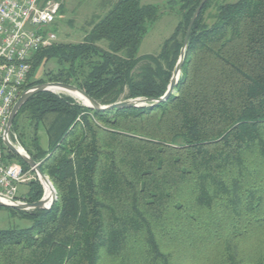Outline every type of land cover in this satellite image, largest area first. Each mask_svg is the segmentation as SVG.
<instances>
[{
    "label": "trees",
    "instance_id": "obj_1",
    "mask_svg": "<svg viewBox=\"0 0 264 264\" xmlns=\"http://www.w3.org/2000/svg\"><path fill=\"white\" fill-rule=\"evenodd\" d=\"M201 1H178L174 32L157 54L139 55L162 7L117 0L82 41L36 52L24 90L46 82L35 71L53 60L48 81L101 104L163 96ZM213 2L192 27L167 100L97 110L40 91L22 106L34 132L20 142L57 199L8 208L31 225L0 228V264H264V0L209 11ZM30 185L19 198L40 200L42 184Z\"/></svg>",
    "mask_w": 264,
    "mask_h": 264
},
{
    "label": "built area",
    "instance_id": "obj_2",
    "mask_svg": "<svg viewBox=\"0 0 264 264\" xmlns=\"http://www.w3.org/2000/svg\"><path fill=\"white\" fill-rule=\"evenodd\" d=\"M59 0H0V199L22 201L18 185L28 183L33 168L8 156L3 137L15 102L25 91L33 56L57 42L52 29L59 16Z\"/></svg>",
    "mask_w": 264,
    "mask_h": 264
},
{
    "label": "rangeland",
    "instance_id": "obj_3",
    "mask_svg": "<svg viewBox=\"0 0 264 264\" xmlns=\"http://www.w3.org/2000/svg\"><path fill=\"white\" fill-rule=\"evenodd\" d=\"M61 2V11L53 25L52 29L57 34V42H80L85 34L90 31L93 24L102 17L117 0H59ZM180 0H141L143 4L153 3L159 4L162 7L163 13L160 19L151 27L145 35L140 48L139 55L157 54L162 47L163 41L168 38L175 30L179 21V11L175 4ZM213 4L209 11L216 7L217 4L223 2H235L237 0H213ZM214 10V9H213ZM57 69V64L53 60H44L35 71L36 79H43L50 82L49 77ZM56 93H66L63 91H55ZM68 94V93H66ZM77 101L83 102L79 98L74 97ZM123 99V96L121 97ZM19 114V113H18ZM12 128V127H11ZM18 131L11 133L10 139L12 142L25 150L20 142L21 132H24L27 137L33 135L34 128L27 122L25 114H19L17 119ZM40 140L43 146H47V135L44 130H41ZM29 139V138H27ZM13 161L18 162L16 157ZM30 169V168H29ZM31 180L28 183H20L18 185V196L24 198L30 190V183L39 180L35 170L29 172ZM40 181V180H39ZM41 183V182H40ZM42 184V183H41ZM43 186V184H42ZM45 195V188L43 186ZM46 195L50 192L46 189ZM23 201V200H22ZM31 225V221L19 214L13 213L8 208L0 207V228H25Z\"/></svg>",
    "mask_w": 264,
    "mask_h": 264
},
{
    "label": "water",
    "instance_id": "obj_4",
    "mask_svg": "<svg viewBox=\"0 0 264 264\" xmlns=\"http://www.w3.org/2000/svg\"><path fill=\"white\" fill-rule=\"evenodd\" d=\"M207 0H202L198 7L196 8L193 16L191 17L190 23L188 25L186 35L184 38L183 46L180 51V57L179 60L176 64L175 70L173 72L172 78L170 80V83L168 85V89L165 92V94L161 97L158 98H146V97H138V98H133V99H126V100H119L115 103L111 104H101L98 102L96 99L91 97L88 93H86L84 90L80 89L76 85L70 84V83H65L61 81H50V82H45L38 84L36 86H33L29 89H26L21 96L18 98V100L15 102L13 109L11 111V114L9 116L6 128H5V133L3 137V141L5 146L21 157L28 165L33 168L40 180V182L43 184L44 188L45 183H48L50 185V195H46V188H45V195L38 201L35 202H27V201H17L16 203H6L0 199V205L7 207V208H14L17 210H31V209H36V208H42V209H48L51 207V205L54 203V201L57 199V192L56 189L51 182L50 178L44 174L39 166V163L28 153L25 152L23 149V153L19 150L18 145L14 144L12 140L10 139V130L11 127L13 126L15 117L17 116L19 110L22 108V106L28 101V99L35 93H38L40 91H53L55 92L56 90H60L63 92L68 93L69 95L75 97L72 93L73 92H78L81 95H83L89 103H83V105L95 108L97 110H111L115 108H130V107H138V106H144L147 105L149 102H152L153 104L160 103L162 101H165L169 98V96L174 93L175 87L178 83V80L181 76L182 73V67L186 55V48L189 42V37L190 33L192 30V27L199 16L202 8L204 7L205 3Z\"/></svg>",
    "mask_w": 264,
    "mask_h": 264
},
{
    "label": "bare ground",
    "instance_id": "obj_5",
    "mask_svg": "<svg viewBox=\"0 0 264 264\" xmlns=\"http://www.w3.org/2000/svg\"><path fill=\"white\" fill-rule=\"evenodd\" d=\"M56 91H60V90H56ZM76 98H79L80 100L83 101V103H89V101L83 96L81 95L80 93L78 92H73L72 93ZM19 147V150L23 153V148H21L20 146ZM45 188L50 192V185L48 183H45ZM47 192V191H46ZM51 193V192H50Z\"/></svg>",
    "mask_w": 264,
    "mask_h": 264
}]
</instances>
